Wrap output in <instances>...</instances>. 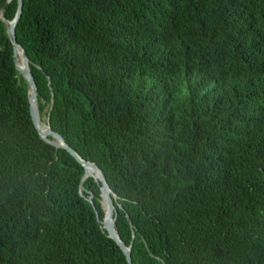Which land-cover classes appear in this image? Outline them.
<instances>
[{
    "label": "trees",
    "instance_id": "1",
    "mask_svg": "<svg viewBox=\"0 0 264 264\" xmlns=\"http://www.w3.org/2000/svg\"><path fill=\"white\" fill-rule=\"evenodd\" d=\"M16 12L0 0V264H128L100 186L32 123ZM15 36L132 264H264V0H23Z\"/></svg>",
    "mask_w": 264,
    "mask_h": 264
},
{
    "label": "water",
    "instance_id": "2",
    "mask_svg": "<svg viewBox=\"0 0 264 264\" xmlns=\"http://www.w3.org/2000/svg\"><path fill=\"white\" fill-rule=\"evenodd\" d=\"M8 1H11V0H8ZM22 6H23V0H17V12H16L14 19L12 21H5L2 17L1 19L4 21L6 25V32H7L8 38L13 47V58L16 62V69L22 75L23 79L27 82L28 87H29V109H30V116H31L32 123L35 129L37 130L38 135L40 136L41 139H43L46 143L54 146L55 148L64 149L82 165V167L85 170V174L82 180H85L88 177L94 178L92 175V172L93 173L95 172L98 174L99 176L98 180L96 179L94 180L100 186L102 207L104 208V210L105 209L106 210H105V215H104L103 220L99 219L95 211L96 219L98 223L101 225V228L107 233L108 237L111 238L113 241H115L116 244L120 247V249L122 250L123 254L126 257L127 263L132 264L130 248L125 246L120 241L119 236L114 227L115 214H116L114 202L117 200V197L110 190L102 171L99 169L97 165L81 160L79 156L74 152V150H72L66 144L64 139L50 128L49 113H50L51 107L46 115V124L48 125V130L44 134H42L41 131L39 130V122L41 121V117L39 114L38 104H37L36 84H35L34 78L30 71L29 61L27 59V56L22 50V48L20 47V45L17 44L16 36H15V29H16L17 22L21 16ZM19 48L22 50V61L25 63L24 68H19L17 65V50ZM92 197L93 196L90 195L88 198H86V200L88 201V203H90L93 206Z\"/></svg>",
    "mask_w": 264,
    "mask_h": 264
},
{
    "label": "bare ground",
    "instance_id": "3",
    "mask_svg": "<svg viewBox=\"0 0 264 264\" xmlns=\"http://www.w3.org/2000/svg\"><path fill=\"white\" fill-rule=\"evenodd\" d=\"M17 65H18L19 68H24L25 67V63L22 61V50L20 48L17 50ZM39 130L41 131L42 134L46 133V131L48 130V125L45 124L42 121V119L39 122ZM92 175H93L94 179L98 180L99 176H98L97 173H95V172L93 173L92 172Z\"/></svg>",
    "mask_w": 264,
    "mask_h": 264
},
{
    "label": "rangeland",
    "instance_id": "4",
    "mask_svg": "<svg viewBox=\"0 0 264 264\" xmlns=\"http://www.w3.org/2000/svg\"><path fill=\"white\" fill-rule=\"evenodd\" d=\"M42 121L46 124V115H42Z\"/></svg>",
    "mask_w": 264,
    "mask_h": 264
}]
</instances>
